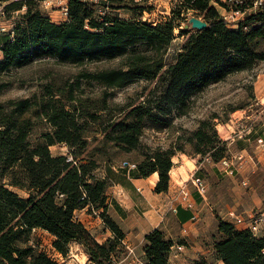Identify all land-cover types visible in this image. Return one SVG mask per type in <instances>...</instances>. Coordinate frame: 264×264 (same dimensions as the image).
Instances as JSON below:
<instances>
[{
  "label": "trees",
  "instance_id": "obj_1",
  "mask_svg": "<svg viewBox=\"0 0 264 264\" xmlns=\"http://www.w3.org/2000/svg\"><path fill=\"white\" fill-rule=\"evenodd\" d=\"M123 1L108 0L107 4L116 8ZM4 2L6 15L23 5L24 11L11 34L0 32V72L40 55L72 63L121 56L123 67L86 72L84 76L109 88L121 87L136 78L154 82L145 87L142 101L117 104L114 115H109L105 103L89 110L73 89L63 95L65 100L60 92L53 93L48 87L38 102L32 97L0 100V264H58L38 246L32 233L36 228L53 236L51 244L62 255H67L75 242L82 246L88 261L105 264L116 250L124 254L128 251L123 242L125 231L107 213L106 192L111 180L97 172L101 168L97 154L110 145L134 148L140 142L144 123L170 126L173 116L187 113L193 98L209 84L264 59V50L254 47L260 39L264 41V19L253 13L244 25L257 22L255 26L229 28L208 0H185L186 7L204 11L202 18L207 26L199 31L182 28L181 48L166 64L173 38L172 20L154 26L117 15L103 14L99 18L96 9L82 0H68L67 20L56 23L40 9L39 0ZM4 86L0 82V91ZM32 114L46 121L49 128L33 140ZM95 121H99L96 130L100 145L89 148L90 128L86 124ZM199 124L187 139L198 152H203L204 142L212 144L208 153L214 161L219 160L224 156V147L216 145L223 141L217 140L207 120ZM56 142L67 144V155L51 154L50 146ZM146 147L149 150L141 161L134 162V167L140 177L157 172L154 191H166L175 148ZM103 163L105 167L112 164L111 158L106 155ZM16 187L25 188L26 197L20 196ZM85 207L89 212H98L111 231L101 243L74 217L76 209ZM217 227L224 236L215 241L214 248L224 264H264V236L227 220H221ZM172 245L173 240L163 230L153 228L147 232L143 243L145 264H171L168 253ZM193 264L207 261L194 259Z\"/></svg>",
  "mask_w": 264,
  "mask_h": 264
},
{
  "label": "rangeland",
  "instance_id": "obj_2",
  "mask_svg": "<svg viewBox=\"0 0 264 264\" xmlns=\"http://www.w3.org/2000/svg\"><path fill=\"white\" fill-rule=\"evenodd\" d=\"M170 1L173 5L176 3V0ZM0 3L3 5L4 11V0ZM208 3L219 10L217 3L214 4L212 0H208ZM120 5L121 7H111L104 14L143 21L141 17L143 11L146 10L145 14L147 16H157L161 22L173 21V38L167 48L166 64L172 61L173 53L181 48L184 35L180 34V30L185 29L187 18L193 15L203 19L204 12L197 11L194 7H192L193 9L190 8L191 11H188L187 8L189 7L184 4H175L170 16L165 17L164 15L168 13L166 11L170 8L169 0H124ZM23 6L19 11L14 10L11 12L10 15H6V11H4L3 16L0 15L1 33L9 32L11 34L12 28H14L13 24L22 16ZM39 7L51 22L57 23L67 20V18L61 20L62 17H59L58 11L44 9L40 4V0ZM92 8L96 9L99 18L103 15L96 7L92 6ZM177 13H180V15H177ZM253 13H258L259 17L264 19V5L251 14ZM256 24L258 23L252 22L245 25L241 23L239 26H242L245 30ZM239 26H234V28ZM188 28H191V31H199L190 25ZM254 47L259 51L264 50V41L260 39ZM2 58L0 52V59ZM123 61V57L114 56L112 58H97L96 60L85 59L81 63H72L59 61L55 57L40 55L22 66H10L6 71L0 72V82L5 83L0 91V100L8 101L10 98L32 97L38 102L47 87L53 93L60 92L62 98L63 95L68 94L69 90L73 89V94L81 99L82 103L85 102L89 110L105 103L108 112H110L109 115H114L117 104L125 105L129 102L142 101L145 87L153 85L154 82L136 78L121 87L109 88L86 78L84 73L123 67ZM63 99L65 100V98ZM188 109L185 114L174 115L170 126L157 127L150 122L144 123L143 130L139 135L140 142L134 148L125 150L110 145L107 146L105 151L98 153L97 157L102 167L106 155L111 158L113 164H121L123 161H141L144 158L143 154L149 150L146 146L151 149L157 147L175 148L172 157L173 165L169 171V180L171 179L172 183L175 184L179 175L189 179L188 173L190 171L195 172L197 169L195 175L204 178L208 186L205 197L200 198L195 193L191 181H186L185 183H187V187L196 201L195 212L198 214L197 218L191 219L187 224L176 223L175 220L171 219L166 225L167 230H161H163L166 237L173 240L175 246L182 244V248L178 249L179 251L187 250L188 253L184 255V258H186L185 263L193 264L194 259L204 258L207 264H222L220 261H223L216 256L214 243L222 239L224 233L218 230L217 225L221 220H227L238 228L247 225L248 218H245L242 222H235L229 216L228 210L241 212L245 215L251 211L264 212V169L258 165V171L250 175V185L244 186L239 181V176L230 177L219 173L213 164L215 161L212 158L211 161L203 160L204 155L212 151V144L204 142L201 147L203 152H198L193 147L192 141L187 138L191 136L192 131L200 126V121L207 120L215 130L217 140L223 141V143L219 142L216 147L223 146L224 155H233L239 148L237 145L239 142L244 143L242 146L246 148L247 152L254 154L256 136H264V59L255 61L254 65L246 68V70L232 72L225 79L209 84L193 98ZM32 116L35 120V126L30 136L31 140L38 136L40 131L49 129L46 121L38 118L35 114H32ZM240 116H242L240 120L234 118ZM98 122H87L86 124V127L90 128L87 132L90 142L89 148L100 145V134L96 130ZM249 124H252L253 129L247 135H242L240 130H245ZM181 146L182 149H179ZM68 150L67 144L62 142H56V144L50 146V152L54 156L67 155ZM209 162L213 164L214 168L208 165ZM97 172H100L99 169ZM242 172L245 174L246 170ZM14 189L20 196L26 197L25 188L16 187ZM179 190L180 188L177 187L174 194L176 195L175 199L181 200ZM74 217L82 218L84 226L88 227L86 229L95 238L99 239L100 243L109 236L110 230L106 227L98 212H89L85 207L76 209ZM251 232L258 236H264V222L256 233ZM32 233L38 246L56 259L58 264H95L88 261L87 255L78 243H71L68 254L64 256L52 246L53 236L51 234L42 232L37 228L33 229ZM133 240L136 242L135 239ZM126 248L127 254L118 249L116 254L109 261L107 260L105 264H145L143 245L134 247L132 251L127 245ZM169 254L170 251L168 256Z\"/></svg>",
  "mask_w": 264,
  "mask_h": 264
},
{
  "label": "crops",
  "instance_id": "obj_3",
  "mask_svg": "<svg viewBox=\"0 0 264 264\" xmlns=\"http://www.w3.org/2000/svg\"><path fill=\"white\" fill-rule=\"evenodd\" d=\"M243 144V142L237 143L238 149L246 151ZM208 165L214 168L212 163L209 162ZM99 171V174H106L110 177L111 183L106 192L107 213L125 231L123 242L130 251L138 245L142 246L144 236L153 228L167 230L166 225L171 219L180 224H187L191 221V211L184 207L180 199H175L176 195L174 194L177 187L180 188L181 181L188 180V178L179 175L175 184L171 179L169 180V187L166 191L155 192L157 172L140 177L136 167H127L117 163L108 164L107 167L102 166ZM190 174L191 171L188 173L189 177ZM196 198L199 199L198 196ZM78 219L84 223L82 218ZM85 227L88 228L86 225ZM41 231L47 232L44 229ZM96 240L100 242L99 239L96 238ZM186 251L176 250L174 244L168 256L169 262L171 264H188L185 263L186 258H184V255L188 253ZM220 263L224 264L221 261Z\"/></svg>",
  "mask_w": 264,
  "mask_h": 264
},
{
  "label": "built area",
  "instance_id": "obj_4",
  "mask_svg": "<svg viewBox=\"0 0 264 264\" xmlns=\"http://www.w3.org/2000/svg\"><path fill=\"white\" fill-rule=\"evenodd\" d=\"M81 1V0H80ZM91 7H96L101 14H104L109 8L107 2L108 0H82ZM219 6V16L224 20L227 27L239 26L241 23H244L247 19L246 17L252 12H256L261 6L264 5V0H212ZM68 0H40L41 6L46 10L58 11L59 17H62L61 20H64L68 16ZM185 0H176L175 4H184ZM170 8L166 11L164 16L169 17L170 12L175 8V4L169 0ZM24 7V6H23ZM188 11H191L190 8H187ZM146 10L143 11L142 19L147 21L152 25L157 23H162L157 16L150 17L147 16ZM3 5L0 3V15L3 16ZM183 14V13H181ZM236 28V27H235ZM236 120L242 119L240 117H234ZM253 129L252 124H249L245 130H240L242 135H247ZM255 148L254 154L245 151L244 149H238L234 152L233 155H224L219 158V160L213 162L215 168L222 173L223 175L235 177L239 176V181L242 185H250V175L256 173L259 169V166L264 169V136L258 135L255 139ZM203 160L211 161V156L209 153L204 155ZM120 165L134 167V162L123 161ZM259 165V166H258ZM246 170L244 174L242 171ZM196 171V170H195ZM194 186L195 193L200 197L204 198L207 191L208 183L204 178L195 175V172H191L189 179ZM188 180L181 181L180 183V198L183 202L184 207L191 211V219H196L198 214L195 212V198L192 197V192L188 189L187 183ZM229 216L234 219L236 222H242L245 218H248V223L246 228L250 231L257 232L260 228V225L264 222V212L251 211L246 215L241 212H235L234 210L227 211ZM176 249H181L182 244H177Z\"/></svg>",
  "mask_w": 264,
  "mask_h": 264
},
{
  "label": "water",
  "instance_id": "obj_5",
  "mask_svg": "<svg viewBox=\"0 0 264 264\" xmlns=\"http://www.w3.org/2000/svg\"><path fill=\"white\" fill-rule=\"evenodd\" d=\"M187 23L186 25L184 26L185 29L189 27V25L194 28V29H197V30H200V29H203L204 27L207 26V22L203 19H199L198 17L196 16H189L187 18Z\"/></svg>",
  "mask_w": 264,
  "mask_h": 264
}]
</instances>
